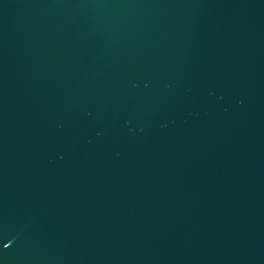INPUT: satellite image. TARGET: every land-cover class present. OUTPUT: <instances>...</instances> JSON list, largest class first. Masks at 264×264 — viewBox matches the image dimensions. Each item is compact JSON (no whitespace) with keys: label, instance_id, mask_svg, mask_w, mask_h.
Here are the masks:
<instances>
[{"label":"water","instance_id":"1","mask_svg":"<svg viewBox=\"0 0 264 264\" xmlns=\"http://www.w3.org/2000/svg\"><path fill=\"white\" fill-rule=\"evenodd\" d=\"M0 264H264V0H0Z\"/></svg>","mask_w":264,"mask_h":264}]
</instances>
